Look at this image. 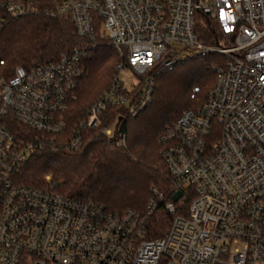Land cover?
Segmentation results:
<instances>
[{
  "label": "built area",
  "instance_id": "obj_1",
  "mask_svg": "<svg viewBox=\"0 0 264 264\" xmlns=\"http://www.w3.org/2000/svg\"><path fill=\"white\" fill-rule=\"evenodd\" d=\"M1 7L12 18L35 10L30 0ZM45 13L68 17L88 42L0 76V264H264V0H49ZM202 22L214 33L210 43L197 38ZM101 26L99 38L116 54L115 73L58 144L69 151L81 147L84 130L101 127L106 107L135 116L149 101L152 72L220 57L206 97L160 137L171 184L167 192L151 189L145 215L162 205L172 217L155 238L145 236V216L134 211L12 179L43 148L44 135L64 133L82 55L95 47ZM128 74L136 79L129 87ZM197 93L193 86L189 98ZM8 122L35 133L21 140ZM113 129L122 141L117 124L100 133Z\"/></svg>",
  "mask_w": 264,
  "mask_h": 264
},
{
  "label": "trees",
  "instance_id": "obj_2",
  "mask_svg": "<svg viewBox=\"0 0 264 264\" xmlns=\"http://www.w3.org/2000/svg\"><path fill=\"white\" fill-rule=\"evenodd\" d=\"M10 1L16 0H0V76L9 77L19 65L54 60L88 42L76 34L68 17L45 13L49 0H30L34 12L18 18L7 16L1 7ZM94 35L95 47L82 55L84 73L76 81L74 99L68 103L64 133L44 135L43 148L33 151L12 179L28 186L50 185L62 195L91 200L110 211H134L145 216V236L155 238L164 233L172 217L162 205L145 215L151 189L167 192L171 184L160 155V137L183 110L193 108L206 97L214 81L213 67L220 57L210 54L189 58L171 69L152 72L149 101L135 116L128 115L123 106L106 107L101 127L84 130L81 147L69 151L58 144L66 140L86 107L106 90L115 73V51L105 38H99L98 29ZM196 35L204 43L212 42L214 37L204 22L197 25ZM193 86H198L194 100L189 98ZM139 89L140 84L133 90V99ZM118 118L125 120L122 141L114 129L110 135L100 133L101 128H114ZM7 126L21 140L35 133L15 122ZM189 199L184 198L183 207Z\"/></svg>",
  "mask_w": 264,
  "mask_h": 264
},
{
  "label": "water",
  "instance_id": "obj_3",
  "mask_svg": "<svg viewBox=\"0 0 264 264\" xmlns=\"http://www.w3.org/2000/svg\"><path fill=\"white\" fill-rule=\"evenodd\" d=\"M125 120L124 118H118L117 120V129L116 132L120 135L123 136L125 132V126H124ZM176 196H179V193L176 194ZM176 196H174L172 199L175 200Z\"/></svg>",
  "mask_w": 264,
  "mask_h": 264
},
{
  "label": "rangeland",
  "instance_id": "obj_4",
  "mask_svg": "<svg viewBox=\"0 0 264 264\" xmlns=\"http://www.w3.org/2000/svg\"><path fill=\"white\" fill-rule=\"evenodd\" d=\"M102 32H103V27H100V31L99 34L102 36ZM120 77H123L124 75L122 73L119 74ZM136 81V79L134 78V76L132 74H128L127 75V84H125L127 87L130 86V84H134ZM47 177V176H46ZM48 178V177H47Z\"/></svg>",
  "mask_w": 264,
  "mask_h": 264
}]
</instances>
